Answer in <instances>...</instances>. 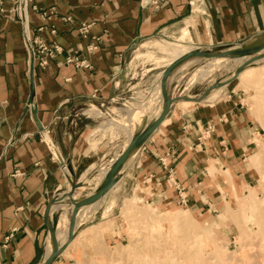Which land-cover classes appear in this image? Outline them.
Here are the masks:
<instances>
[{"label":"crops","instance_id":"0c3cea01","mask_svg":"<svg viewBox=\"0 0 264 264\" xmlns=\"http://www.w3.org/2000/svg\"><path fill=\"white\" fill-rule=\"evenodd\" d=\"M20 1L3 0L0 11V264H42L50 226L61 216L69 225L63 193L78 181L73 196L93 193L98 175L126 146L129 130L119 118L130 117L132 101H139L136 94L120 95L131 47L144 41L141 47L168 55L161 45L251 41L264 31V0H30L24 16L13 10ZM186 31L195 33V42L150 40ZM34 40L61 51L39 65L30 54ZM234 82L199 101H174L127 158L118 181L80 208L75 237L51 264H108L109 249L128 237L127 210L141 205L155 215L186 211L209 232L199 241L209 251L213 242L233 243L240 200L249 190L264 196V172L253 160L259 128ZM84 100L66 112L61 166L53 155L60 146L57 114ZM247 214L251 229L257 218Z\"/></svg>","mask_w":264,"mask_h":264},{"label":"rangeland","instance_id":"374dc122","mask_svg":"<svg viewBox=\"0 0 264 264\" xmlns=\"http://www.w3.org/2000/svg\"><path fill=\"white\" fill-rule=\"evenodd\" d=\"M153 39L184 40L185 42H195L196 40L195 33L191 32L188 34L187 31L175 39L156 37L150 40ZM260 39V37H257L251 41H245L241 45H216L215 47L218 51L236 49L256 43ZM143 42L133 45L125 59L121 76L122 89L120 95L122 98L136 94L137 99H143L154 88L162 70L174 60L169 53H166L168 55L161 54L158 48L141 47ZM177 45L165 46L176 47ZM185 46L188 49L197 48L196 45ZM200 49L204 50L205 47H200ZM137 54L139 55L136 57ZM252 56L248 55L244 58ZM238 58L232 57L224 67L214 71L212 75L189 85L188 81L194 73L195 66L208 59L192 57L190 59L195 61L193 64L180 69L181 63L169 74L166 82L167 92L172 96L200 97L211 84L218 81L224 82L233 75L234 70L241 63L237 64L236 60ZM250 65L264 68V57ZM232 81H235L232 85L236 87V92L245 98V102L259 128L257 136L258 154L253 160L256 161L254 163L259 167V171L263 173L264 81L250 82L241 77V75L232 79ZM215 89H212V91ZM118 101H122V99ZM159 103L160 100L156 106ZM114 106H120V104H114ZM113 111L118 112L119 110L113 109ZM150 114L147 113L140 119L135 120L138 124L135 122L131 123L132 125L130 126H134L133 133L137 131L138 126L142 128L148 122L147 118L153 115ZM119 119L123 123L121 118ZM129 135L125 143L129 139ZM255 150L256 147L254 152ZM238 211L235 218L238 235L235 241L229 244L213 242V248L209 251V249L199 243L202 238L207 239L209 237V232L203 234L199 230L198 224L189 218L186 211L165 212L163 215H155L152 209L147 208L145 205L131 207L125 215L128 237L122 245L113 246L109 249L108 264H264V196H257L253 190H249V193L240 200ZM247 213H252L257 218L251 229L247 227V222L250 221L251 217ZM67 216L68 218L70 217L69 212ZM59 223L62 230H65L67 224L62 216Z\"/></svg>","mask_w":264,"mask_h":264},{"label":"water","instance_id":"95a60500","mask_svg":"<svg viewBox=\"0 0 264 264\" xmlns=\"http://www.w3.org/2000/svg\"><path fill=\"white\" fill-rule=\"evenodd\" d=\"M260 37L261 39L253 44H249L243 47H239L236 49H228L223 51H218L215 45H210L206 47L204 50H201L200 47L195 48L191 51H188L187 53L179 56L178 58L174 59L169 65H167L161 73L160 77V89H161V95L163 98L162 105L160 112L155 117L151 118L146 124L142 126L141 129L135 131V133L132 134L130 137L127 145L123 148V150L115 157V159L110 163L109 167L107 168L104 176L99 181L98 185L95 187L93 193L84 196V197H77L75 198L73 196V193L75 189L82 186V183L80 181L78 182H71L70 189L66 191L63 197H66L68 202L71 205V211H70V217H69V233L67 240L64 243H61L58 241L56 237V230L57 225L50 226V241L52 245V249L50 253L45 257L42 264H51V262L54 260V258L62 251L63 248L73 239L75 236V221L77 214L81 207L89 205L91 203H94L101 199L105 193L118 181L120 176V170L127 160V158L131 155L133 151H135L137 148H139L145 140L153 133V131L163 122L164 118L168 114L172 103L174 101H177L179 99H190L199 101L204 99L207 94L214 88H217L219 86L225 85L227 82L231 81L232 79H235L238 74L248 65L251 63L260 60L264 57V31L257 34L255 38ZM243 44V41L239 42L238 45ZM248 55H253L252 57L246 58L243 62H241L236 69L234 70L233 75L223 81H218L213 84H211L209 87L205 89V91L202 93L200 97L193 98V97H182V96H172L167 92V78L169 74L173 71L175 67L180 65L181 63L185 62L187 59H190L192 57H199V58H213V57H246ZM33 67V64L31 65ZM88 100H93L89 98ZM73 101L71 103L64 104L57 114L56 117V125H55V134L57 135L59 139L60 146L59 148H56L54 146L53 155L57 161V163L61 166L65 164V161L67 159L65 152L62 149L61 144V135L64 131L65 123H66V117H67V111L76 104L83 103L85 101ZM49 210V209H48Z\"/></svg>","mask_w":264,"mask_h":264},{"label":"bare ground","instance_id":"6f19581e","mask_svg":"<svg viewBox=\"0 0 264 264\" xmlns=\"http://www.w3.org/2000/svg\"><path fill=\"white\" fill-rule=\"evenodd\" d=\"M162 50L165 53H169L174 59L178 58L179 56L187 53L188 51H191L193 49H188L185 45L182 44H178L176 47H169V46H165V45H161ZM198 48V47H197ZM195 49V48H194ZM244 59L246 58H242L239 57L236 61L237 64L242 62ZM231 60V58L229 57H213V58H208L205 61H203L202 63L200 62V64H197L195 66V70L194 73L191 77V79H189V85L194 84L195 82H197L200 79H205L206 77L212 75L214 73V71L224 67L229 61ZM193 62H195L194 60H186L185 62H183L180 66V69H184L187 66L193 64ZM241 75V77L245 78L246 80L250 81V82H262L264 81V68H257L254 67L252 65H248L246 66L239 74L238 76ZM181 76V75H180ZM221 87V86H219ZM215 89V88H214ZM220 89V88H219ZM218 90V89H217ZM216 91V90H215ZM208 96V95H207ZM206 96V97H207ZM192 97V96H190ZM162 99V100H161ZM159 105H157V102H159ZM162 95H161V89H160V80L158 82V84L156 85V87L146 96L144 97L142 100L139 101H132L134 108H131L132 112L130 114V117L125 116L124 114L122 115V122L124 124H126V129L128 128L129 130V139L133 134V129L134 126H130L132 125L131 123H136L135 120H137L138 118L140 119L142 116H144L147 113H152L154 111H156L157 109H159L162 105ZM183 101H192L189 99H183ZM185 105H189V104H185ZM127 110V109H126ZM128 111V110H127ZM119 112V111H118ZM117 112V113H118ZM160 111L158 112H154L152 114H154V116L158 115ZM100 113V112H99ZM120 113V112H119ZM151 115V114H150ZM115 123V122H114ZM117 123V122H116ZM115 123V124H116ZM121 125V123H120ZM119 125V126H120ZM118 126V125H117ZM123 127V128H124ZM120 128H122L120 126ZM129 139L127 140V142L124 145H127ZM115 158L110 160V163L114 160ZM132 159V158H131ZM254 162H256L254 160ZM109 163V164H110ZM107 169L101 171L100 175H98V181H100L102 179V177L104 176L105 172ZM95 177V176H94ZM93 178V177H92ZM82 180V179H81ZM91 181V180H90ZM96 181V179H95ZM92 182V181H91ZM94 184V183H93ZM96 184V183H95ZM97 186V185H95ZM75 197V196H74ZM77 198V197H75ZM105 198V197H104ZM98 206V205H97ZM94 207V205L92 206ZM98 208V207H97ZM90 211V210H89ZM88 213V212H87ZM86 213V214H87ZM88 215V214H87ZM61 216V215H60ZM85 216V215H84ZM60 220V218H59ZM80 220V219H79ZM84 220V218H82V221ZM77 227V226H76ZM68 233H69V225H67L65 230H62L60 223L58 221L57 223V230H56V237L57 239H59V241L61 243H64L67 240L68 237ZM74 238V237H73ZM49 239V238H48ZM49 241V240H48ZM72 241V240H71ZM70 241V242H71ZM69 242V243H70ZM69 245V244H67ZM66 245V246H67ZM65 246V247H66ZM52 249V245L49 242L48 247H47V255L50 253ZM46 255V256H47Z\"/></svg>","mask_w":264,"mask_h":264},{"label":"built area","instance_id":"2783aa9c","mask_svg":"<svg viewBox=\"0 0 264 264\" xmlns=\"http://www.w3.org/2000/svg\"><path fill=\"white\" fill-rule=\"evenodd\" d=\"M3 0H0V11L3 10V8L1 7V2ZM30 0H21L20 2H16L15 6L13 7V10L17 13V15H22L24 16V10H25V6L27 5V3ZM82 29L84 30V32L86 31V27L83 26ZM54 32V31H53ZM36 41V43L38 44L36 47L32 46L30 44L29 48H30V54L32 56V58L38 59V64L39 65H45L47 63V58L51 57L54 53L60 52L61 49L58 45H52V46H48L46 44H43L40 40H34ZM67 61L68 62H73L79 65H84V66H88L87 63H85L83 60H77L76 58H71V57H67Z\"/></svg>","mask_w":264,"mask_h":264}]
</instances>
